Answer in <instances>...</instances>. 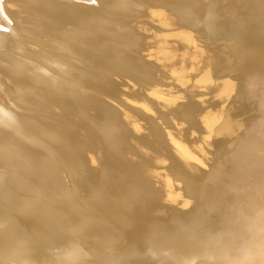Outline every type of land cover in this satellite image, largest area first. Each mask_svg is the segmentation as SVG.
<instances>
[{
    "label": "bare ground",
    "instance_id": "obj_1",
    "mask_svg": "<svg viewBox=\"0 0 264 264\" xmlns=\"http://www.w3.org/2000/svg\"><path fill=\"white\" fill-rule=\"evenodd\" d=\"M0 264H264V0H0Z\"/></svg>",
    "mask_w": 264,
    "mask_h": 264
}]
</instances>
